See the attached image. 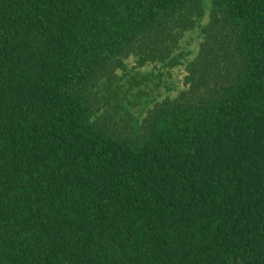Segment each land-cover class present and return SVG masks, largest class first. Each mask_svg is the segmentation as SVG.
<instances>
[{
    "label": "trees",
    "instance_id": "obj_1",
    "mask_svg": "<svg viewBox=\"0 0 264 264\" xmlns=\"http://www.w3.org/2000/svg\"><path fill=\"white\" fill-rule=\"evenodd\" d=\"M0 264H264V0H0Z\"/></svg>",
    "mask_w": 264,
    "mask_h": 264
},
{
    "label": "rangeland",
    "instance_id": "obj_2",
    "mask_svg": "<svg viewBox=\"0 0 264 264\" xmlns=\"http://www.w3.org/2000/svg\"><path fill=\"white\" fill-rule=\"evenodd\" d=\"M200 42H201V39L200 37H198V34L196 33H190L185 37V40L182 42V45H183V52L191 53V55L186 56L188 61L193 60L194 57L196 56L198 49H199ZM185 68H186V65L172 72L173 73L172 76L174 78L173 81L177 89L169 93L171 96H176L178 92H180L183 89V78L186 75ZM160 94H161V99H164L168 93L166 92L165 89H162L160 91Z\"/></svg>",
    "mask_w": 264,
    "mask_h": 264
}]
</instances>
